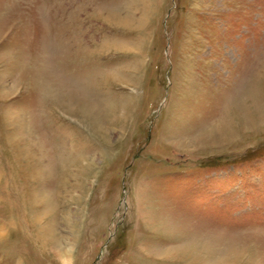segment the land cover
Returning a JSON list of instances; mask_svg holds the SVG:
<instances>
[{
  "label": "rangeland",
  "instance_id": "374dc122",
  "mask_svg": "<svg viewBox=\"0 0 264 264\" xmlns=\"http://www.w3.org/2000/svg\"><path fill=\"white\" fill-rule=\"evenodd\" d=\"M261 85L264 0H0V264H264V124L195 144Z\"/></svg>",
  "mask_w": 264,
  "mask_h": 264
},
{
  "label": "bare ground",
  "instance_id": "6f19581e",
  "mask_svg": "<svg viewBox=\"0 0 264 264\" xmlns=\"http://www.w3.org/2000/svg\"><path fill=\"white\" fill-rule=\"evenodd\" d=\"M48 88L50 92H54V90L51 89V86ZM60 90L62 91L61 88ZM263 90H264L263 85H261L260 92H258L255 86L251 88V90L250 89L247 90V94L241 97L239 100H237L238 102L237 104H235L230 116L227 119H225V121L221 122L212 132L196 140L195 144L196 145L198 144L197 146L199 147H209L212 144L217 147L220 146V144H226L232 142L237 136H239L242 129L249 131V130H253L260 124H264V103H263V99H262V103H260L261 97L259 96V94L263 93ZM69 93L70 92H67L66 94ZM54 94L56 95L57 101L61 107L65 108L67 112H70L71 114H80L81 117L83 116L87 121V124L90 129L96 128L99 125V122L100 124H102V122L105 120L103 116L106 117L108 114L110 116V121L108 120V122L111 125L113 124L112 122L114 121V118L110 115V107L105 110H96L95 107L91 104V102L87 101L85 98H82L75 93H70L68 95V98H62L63 96L62 95L60 96L61 92L60 93L57 92L59 96L56 93ZM106 110H108V112ZM106 122L107 121L105 120L104 123ZM101 126L102 127L105 126V128L109 127L108 125H104V126L101 125ZM97 128L98 130L102 129L100 126ZM13 144H14L13 149L16 152L18 159L22 160L21 159L22 153L20 151V148L18 150V140L14 141ZM76 163L77 162L75 161V164ZM77 165H79V163ZM27 169H28L27 166H25V172L28 177L25 178L26 179L25 183L29 188L28 191L30 192L31 190L28 197L30 202V208L34 212L35 219L43 224L44 222H46V219L49 214V210L51 209L50 197L45 194L44 190H41L39 192L36 190L37 189L36 187H32L31 182L34 183L36 181H40L42 178H29L30 175ZM62 179L64 185L66 182V178H62ZM44 236L46 240L43 246L47 249V251L48 250L52 251L59 258H62L63 252L65 253L64 248L70 242L66 241V239H61L58 236L56 229L51 226H46L44 231Z\"/></svg>",
  "mask_w": 264,
  "mask_h": 264
}]
</instances>
